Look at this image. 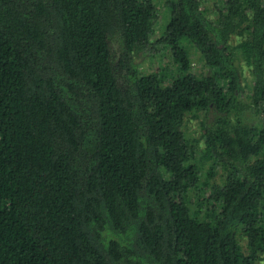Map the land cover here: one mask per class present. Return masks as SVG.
I'll list each match as a JSON object with an SVG mask.
<instances>
[{
	"label": "trees",
	"instance_id": "trees-1",
	"mask_svg": "<svg viewBox=\"0 0 264 264\" xmlns=\"http://www.w3.org/2000/svg\"><path fill=\"white\" fill-rule=\"evenodd\" d=\"M206 3L0 0V264L264 262V0Z\"/></svg>",
	"mask_w": 264,
	"mask_h": 264
},
{
	"label": "rangeland",
	"instance_id": "rangeland-1",
	"mask_svg": "<svg viewBox=\"0 0 264 264\" xmlns=\"http://www.w3.org/2000/svg\"><path fill=\"white\" fill-rule=\"evenodd\" d=\"M155 3L158 4L159 8V14L160 16L157 19V23L155 26V35L156 38L159 37V34L161 32V30L163 29L164 25L166 24L167 21V13L165 12V0H155ZM220 3V0H207L206 3V8L208 10V13L212 12V9L214 7H216L218 4ZM189 51L190 54V58H191V69L190 72L195 74V75H204L206 74V70L203 67V63L201 61V59L199 58V56L197 55L196 52H194V50L191 48L190 50L187 49ZM146 57H148L146 55ZM144 56H140L139 58V63L141 64V67L143 68L142 71H145L146 73H151L155 70H158L160 68H167L169 69H174V65L171 61V55L170 53H168L166 50H162L161 49V53H158V55L156 57H153L151 60H148L147 58H145V61H143ZM143 63V64H142ZM242 73L247 81V83H249L250 80V75L248 73V71L246 70V66L242 65ZM248 96V91H245V95H242V99H246V97ZM186 131H188V134L190 137L195 138V139H199V124L197 123V120H194L193 122H190L187 125V129ZM264 264V262L262 263Z\"/></svg>",
	"mask_w": 264,
	"mask_h": 264
}]
</instances>
